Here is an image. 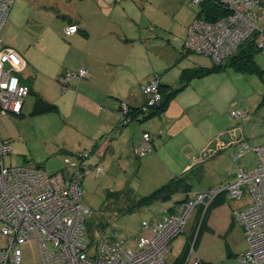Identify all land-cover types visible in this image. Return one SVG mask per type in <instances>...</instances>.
I'll return each instance as SVG.
<instances>
[{"label":"rangeland","instance_id":"1","mask_svg":"<svg viewBox=\"0 0 264 264\" xmlns=\"http://www.w3.org/2000/svg\"><path fill=\"white\" fill-rule=\"evenodd\" d=\"M196 11L198 6L188 0L14 3L1 40L22 52L36 70L27 68L19 74L22 78L30 75L27 81L33 89L25 99L23 115L0 118L1 139L11 143L4 163L37 165L52 173L65 168V159L78 164L80 155L89 154L82 160L87 172L81 186L83 201L92 211L88 220L92 227L87 230L92 237L124 239L125 246L132 247L133 239L142 232L141 221L156 220L183 195L131 211H126L127 207L168 178L195 165L193 197L199 191L222 186L239 167L255 164L251 149L236 160L233 156L242 140L251 147L264 142V76L231 68L215 71L210 57L188 50L184 41ZM252 11L264 29V1ZM67 17L77 19L88 32L74 44L86 55V77L91 75L89 82L96 83L94 88L81 84L78 78L67 87L59 80L71 50L72 36L63 33ZM254 58L258 68H264V54L256 52ZM183 70L188 71L186 80L181 77ZM199 70L207 73H193ZM154 79L159 99L148 110L162 99L161 86L166 88L165 95L173 91L166 109L135 120L146 114L143 107L148 105L142 86ZM37 96L58 110L31 113L40 106ZM233 109L244 111V116H231ZM143 130L151 133L155 146L151 153L135 157L132 149ZM233 139L237 144L220 145ZM96 147L99 151H94ZM95 165H101L104 173L96 175ZM112 192L120 195L115 197ZM250 202L244 194L241 200L225 198L212 208L206 222L209 229H203L186 264H193L195 257L205 261L203 264H244L240 260L243 231L234 221L231 224L232 210ZM195 212L196 208L184 231L172 240L167 263L178 257L187 240L194 241L198 228ZM6 244L0 231V247ZM19 246L23 263L38 260L35 239Z\"/></svg>","mask_w":264,"mask_h":264},{"label":"built area","instance_id":"2","mask_svg":"<svg viewBox=\"0 0 264 264\" xmlns=\"http://www.w3.org/2000/svg\"><path fill=\"white\" fill-rule=\"evenodd\" d=\"M198 6L206 0H188ZM226 9V14L213 21L195 17L188 27L184 45L188 50L205 54L214 63L223 62L254 32L255 44L264 54V29L252 11L264 0H214ZM15 0H0V118L20 115L30 91L19 75L26 61L19 51L1 40V31ZM76 23H68L64 35L78 32ZM87 68L79 66L66 70L59 77L67 87L70 80L84 79ZM157 82L142 86L148 106L157 103ZM159 99V98H158ZM142 107H140L141 110ZM244 111L231 110L234 117ZM124 116L127 117L126 111ZM123 116V117H124ZM142 139L132 149L135 157L152 152L151 136ZM255 153V164L239 167L234 177L222 186L210 187L189 196L180 203L169 205L156 220L141 221L142 232L133 239L132 247L124 239L92 237L87 224L92 211L83 201L81 182L87 169L80 156L78 164L65 159V168L49 173L37 165L11 166L4 157L11 151V143L0 135V231L7 244L0 247V264H167L171 242L183 232L190 214L195 218L219 195L241 200L247 194L251 202L232 211V219L242 227L245 248L240 254L244 264H264V142L251 147L245 141L237 146L234 160L248 150ZM241 156V157H242ZM96 175L104 173L95 165ZM35 239L39 258L34 263L21 261L20 242ZM192 247L187 256L189 260ZM193 264H203L195 257Z\"/></svg>","mask_w":264,"mask_h":264},{"label":"trees","instance_id":"3","mask_svg":"<svg viewBox=\"0 0 264 264\" xmlns=\"http://www.w3.org/2000/svg\"><path fill=\"white\" fill-rule=\"evenodd\" d=\"M226 13H227L226 9L222 7L218 2L214 0H206V1H203L200 5H198V11H196L195 17H200L208 21H213L217 19L218 17L225 15ZM257 36H258V32H254L251 36L246 38L238 46V48L232 54H230L222 63L215 64L213 62V70L218 71L223 68H231L235 71L243 72L246 74L247 73H257L259 76H264V68L259 69L258 68L259 66L256 64V61L254 58L256 52L261 51L257 47V44H255V40ZM187 72L188 71L183 70L181 73V77L185 78V80H186ZM208 72H212V71H208ZM193 73L197 75H203L207 72H204V70H199ZM160 88L162 89L161 90L162 99L159 101V104L151 112L147 110L149 115H147L146 117L156 115L162 112L164 109H166V105L173 91H169V93L165 95L164 93L166 91V88L162 86ZM35 101L39 102L40 106L38 107L36 111H32L31 113L58 110V107L55 104L48 103L42 97L37 96ZM22 115L23 113H21L18 116H22ZM80 156H83V155H80ZM195 167H196L195 165L191 166L187 170L182 172L181 174L177 176H171L170 178H168V180H166L162 185L154 189L152 192L139 198L137 201H134L132 205L127 207L126 211H131L135 208H138L139 206L147 205L156 200L162 201V202L169 201L172 199V197L175 194H178V193H181L183 195V198H181L178 201H175V203H180L184 201L186 198L190 196V193L193 189L192 174L195 173ZM128 192L129 190L125 194H127ZM112 194L115 197H118L120 195V192H112ZM224 199H225L224 196L219 195L210 203V205L203 212L200 213V209H198V221H197L198 228L194 236L195 238L193 237L194 241H192L191 243V241L187 240L180 254L178 255V257L172 263H167V264H186L187 263V256L190 251V247H192V250H194L197 247V243L199 241V238L201 236L203 229L204 228L209 229V226L206 224V222H207V218L212 208L219 205ZM231 222H232L231 224H233V219ZM91 227L92 225L89 222L87 224V230H90ZM200 261L202 262L201 259Z\"/></svg>","mask_w":264,"mask_h":264},{"label":"crops","instance_id":"4","mask_svg":"<svg viewBox=\"0 0 264 264\" xmlns=\"http://www.w3.org/2000/svg\"><path fill=\"white\" fill-rule=\"evenodd\" d=\"M16 1V0H15ZM32 1V0H31ZM15 3V2H14ZM14 7V4H13V6L11 7V10H12V8ZM11 10H10V13H11ZM9 13V14H10ZM9 17V16H8ZM8 19V18H7ZM66 19V24H68V23H76V24H78L79 23V21L77 20V19H75V18H71V17H67V18H65ZM6 22H7V20H6ZM5 22V23H6ZM5 25V24H4ZM78 26H79V24H78ZM2 31H3V28H2ZM2 31H1V33H2ZM87 30L85 29V28H82V27H80L79 26V30H78V32H76V33H74L73 35H70V36H67V37H71V42H69L70 44H71V50H70V52L66 55V58H65V60H64V68L62 69V73H64L66 70H70V69H73V68H75V67H79V66H85L87 69H88V67L86 66V65H88V61H87V59H86V55H84V52L82 51V50H79V49H77L76 47H75V44L81 39V38H83V36H87ZM75 43V44H74ZM34 45H37L36 44V42L34 43ZM14 48V47H13ZM16 49V48H15ZM17 50V49H16ZM18 51V50H17ZM20 52V51H19ZM21 53V55L24 57V59H25V61H26V65H25V68H24V70L23 71H25L27 68H29V69H33V70H36V68L35 67H33L32 65H31V63L26 59V57L22 54V52H20ZM70 68V69H69ZM22 71V72H23ZM88 71H89V69H88ZM61 73V74H62ZM91 75H89V77H90ZM89 77H85L84 79H78V80H80V82H81V84H82V82H85L86 84H87V86L89 87V88H94L95 87V85H96V83H94V82H89L90 81V78ZM28 78H30V75H24L23 76V78L21 77V80L23 81V82H25L26 84H28L29 85V87H30V91H29V93H28V95L30 94V93H32L33 92V89H32V85H31V83H29L27 80H28ZM84 80V81H83ZM70 81H72V80H70ZM70 81H69V83H70ZM69 83H68V85H69ZM81 84H79L78 86H80ZM27 95V96H28ZM26 96V97H27ZM26 99V98H25ZM143 102H144V99H143ZM24 103H25V100H24ZM34 103V102H33ZM143 104V103H142ZM23 111H24V104H23V108H22V113H23ZM146 116H147V114H143V115H140V116H138V117H136L135 118V120H143V119H145L146 118ZM144 132H146V133H149V134H151L150 132H148V131H145V130H143V132L142 133H144ZM142 136V135H141ZM151 136V135H150ZM140 139H142V137L140 138ZM140 139L138 140V141H140ZM230 139V138H229ZM237 139V138H236ZM235 139H233V141H229V140H225L224 142H220L221 144L220 145H222V147H229V146H231L232 144H233V142H236V144H237V141H234ZM101 142L103 141V140H100ZM231 142V143H230ZM151 143H152V147L154 148V146H155V144L153 143V138H151ZM223 143V144H222ZM94 151H99V147L97 148H95V150ZM89 157V154H88V156L86 157V159ZM243 157V156H242ZM38 167H40V166H38ZM232 177H234V174H232L231 175V178ZM229 180H231V179H229ZM229 180H227V181H229ZM238 208V207H237ZM233 211V210H232ZM243 239H244V246H243V248H241V250H240V252H242L243 250H244V248H245V238H244V234H243ZM202 260V259H201ZM202 262H205V261H203L202 260Z\"/></svg>","mask_w":264,"mask_h":264}]
</instances>
